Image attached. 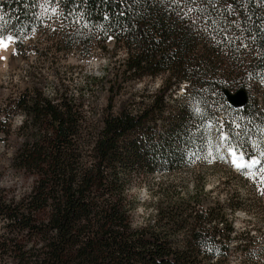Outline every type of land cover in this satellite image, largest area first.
Returning a JSON list of instances; mask_svg holds the SVG:
<instances>
[{
  "label": "trees",
  "instance_id": "obj_1",
  "mask_svg": "<svg viewBox=\"0 0 264 264\" xmlns=\"http://www.w3.org/2000/svg\"><path fill=\"white\" fill-rule=\"evenodd\" d=\"M35 32L47 51L102 53L107 97L96 114L81 96L47 95L40 75L0 104V142L16 141L10 168L31 180L17 198L0 188V264H227V212L240 206L157 188L153 217L136 226L131 176L180 172L209 147L211 127L264 169V111L247 92L264 83V0H0V38L12 37L16 54ZM160 76L153 94L115 103ZM181 85L183 101L167 108ZM240 89L248 99L234 109L223 92ZM258 144L263 155L241 149Z\"/></svg>",
  "mask_w": 264,
  "mask_h": 264
},
{
  "label": "rangeland",
  "instance_id": "obj_2",
  "mask_svg": "<svg viewBox=\"0 0 264 264\" xmlns=\"http://www.w3.org/2000/svg\"><path fill=\"white\" fill-rule=\"evenodd\" d=\"M51 12L55 14L54 10ZM7 37L4 38L6 47H0V104L9 96L23 91L31 79L37 82L40 75H43L46 78L43 89L47 95L57 88L74 99L81 96L96 114L105 106L107 96L102 75L107 61L97 49L89 56H84V52L78 49L67 54L55 52L53 48L47 51L45 48L51 47V43H46L44 36L40 37L35 32L25 42L24 50L16 54L13 38L9 41ZM108 46L111 47L112 42ZM34 49L41 51L43 55L38 57ZM163 79L164 76L144 78L130 84L122 95L116 97L115 103L122 100L137 103L140 101L139 97L146 95V92L148 95L153 94ZM247 87V92L258 108L264 111V83L252 81ZM185 88V85H181L177 92L171 94L166 102L167 108H175L183 101ZM138 107L135 104V110ZM219 113L220 118L224 119L226 110ZM19 119V116L14 118V127L19 125ZM222 119H219L218 127ZM209 138V147L196 155L189 166L180 168L178 173L166 176L154 173L147 177H142L139 171L132 174L130 193L139 202L133 223L141 226L153 217L156 207L153 198L157 188L163 189V194L166 193L171 200L185 199L197 192L203 207H208L215 201L225 207L229 200L234 206L240 207L233 214L227 212L234 231L227 264H242L241 260H248L250 257L249 260L253 259L254 264H264V183L261 182L264 173L256 169L257 167L238 169L233 164L231 160L242 155L225 146V134L221 129L211 127ZM8 141V149L0 142V188L5 190L8 197L17 198L29 190L31 180L10 168V155L13 152L12 147H16V141L13 136ZM244 148L254 149L263 155L259 144L241 147ZM249 242L252 244L247 246Z\"/></svg>",
  "mask_w": 264,
  "mask_h": 264
},
{
  "label": "water",
  "instance_id": "obj_3",
  "mask_svg": "<svg viewBox=\"0 0 264 264\" xmlns=\"http://www.w3.org/2000/svg\"><path fill=\"white\" fill-rule=\"evenodd\" d=\"M223 94L228 105L234 109L243 107L248 99L247 93L243 89H240L234 93L225 90Z\"/></svg>",
  "mask_w": 264,
  "mask_h": 264
},
{
  "label": "bare ground",
  "instance_id": "obj_4",
  "mask_svg": "<svg viewBox=\"0 0 264 264\" xmlns=\"http://www.w3.org/2000/svg\"><path fill=\"white\" fill-rule=\"evenodd\" d=\"M233 155V154H232ZM237 158V163H240V164H243V165H245V167H243V168H245V169H252L253 167H254V165L255 164H257V162H258V158H252V160L250 161V162H248V160H243L240 156H238V157H235V159ZM232 162H233V160H231Z\"/></svg>",
  "mask_w": 264,
  "mask_h": 264
},
{
  "label": "snow or ice",
  "instance_id": "obj_5",
  "mask_svg": "<svg viewBox=\"0 0 264 264\" xmlns=\"http://www.w3.org/2000/svg\"><path fill=\"white\" fill-rule=\"evenodd\" d=\"M6 39L10 41L12 37H7ZM0 47H6V44L4 43V38H0ZM233 164L238 169L245 167V165L237 163V160L235 158L233 159ZM261 171L264 172V169H261ZM261 182L264 183V177L261 178ZM262 194H264V192H262Z\"/></svg>",
  "mask_w": 264,
  "mask_h": 264
}]
</instances>
